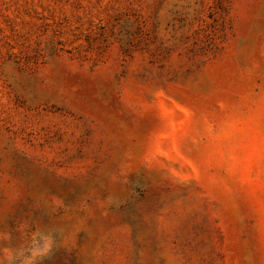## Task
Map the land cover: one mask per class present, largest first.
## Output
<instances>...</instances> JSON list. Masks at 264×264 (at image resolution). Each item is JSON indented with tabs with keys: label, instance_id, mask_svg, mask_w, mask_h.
<instances>
[{
	"label": "rangeland",
	"instance_id": "374dc122",
	"mask_svg": "<svg viewBox=\"0 0 264 264\" xmlns=\"http://www.w3.org/2000/svg\"><path fill=\"white\" fill-rule=\"evenodd\" d=\"M0 264H264V0H0Z\"/></svg>",
	"mask_w": 264,
	"mask_h": 264
}]
</instances>
